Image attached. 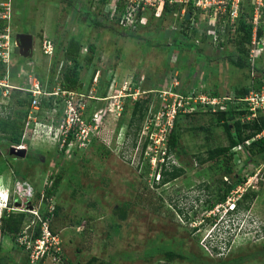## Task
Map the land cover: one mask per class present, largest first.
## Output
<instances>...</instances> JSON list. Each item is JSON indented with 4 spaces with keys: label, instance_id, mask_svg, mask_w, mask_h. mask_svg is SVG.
Masks as SVG:
<instances>
[{
    "label": "rangeland",
    "instance_id": "obj_1",
    "mask_svg": "<svg viewBox=\"0 0 264 264\" xmlns=\"http://www.w3.org/2000/svg\"><path fill=\"white\" fill-rule=\"evenodd\" d=\"M9 1L10 30L35 36L33 58L39 60L36 64L31 57L25 59L26 69L19 68L25 64H13L10 84L29 88L38 80L47 93L53 91L62 79L61 50L73 39L81 47L80 80L89 96L84 99L89 109L85 119L107 107L93 98L101 96L111 78L116 80L115 89L127 85L134 92V86L138 94L136 100H123L125 112L120 116L104 112L97 140L85 150L59 152L54 127L63 108L55 100L48 109V96L39 99L37 111L31 110L41 125L26 132L25 158L9 155L0 140V215L7 211L4 208L26 214L25 236L0 232V264H31L33 248L25 246H36L32 239L36 230L55 240L34 264H84L91 258L101 264H226L239 259L235 264H264V155L250 161L239 149L200 163L208 151L228 144L224 129L215 116L178 113L174 122L179 149L170 154L167 167L181 168L182 175L161 184L155 167L159 158H141L145 126L148 122L154 126L161 106L157 92L177 79V89L195 85L210 94L241 97V90L257 85L264 75V54L254 69L248 63L238 66L237 37L229 39L227 33L217 43L189 39L176 44L184 34L176 9L145 11V24L129 31L109 21L102 1ZM44 40L54 44L51 56L42 54ZM55 48L60 50L56 57ZM137 100L146 113L137 147H132L138 128L129 122ZM58 176L55 196L43 201ZM244 194L255 197L244 199Z\"/></svg>",
    "mask_w": 264,
    "mask_h": 264
},
{
    "label": "built area",
    "instance_id": "obj_2",
    "mask_svg": "<svg viewBox=\"0 0 264 264\" xmlns=\"http://www.w3.org/2000/svg\"><path fill=\"white\" fill-rule=\"evenodd\" d=\"M244 2L245 0H106V3L102 6H105L109 21H113L119 28L129 31H134L140 24H145L142 17L145 11L164 10V8H169L171 11L176 9L179 11L182 22H184L182 40L195 39L198 42L204 40L209 43H217L223 40L224 33L229 35V39L235 37L240 16L244 14ZM248 5L251 8L250 16H245V21L251 25V35L250 41L246 45V56L247 63L254 69L257 59L264 54V0H248ZM187 13H189L188 20L185 19ZM0 23L3 25L0 29V73L3 72V76L0 78V106L5 107L9 104L11 90L28 91L31 94L32 101L25 125L26 129L30 128V133H33L37 125H41L32 113L33 110L37 111L39 99L48 96L60 101L63 108L62 118L54 127L59 152L70 153L87 149L93 140H97L99 124L104 119V112L112 110L111 112L118 117L122 113L124 99H137L138 90L134 86V92H129L127 85L117 90L115 89L116 80L111 78L108 91H113L116 94L110 97L106 95L101 99L93 98L98 101H105L107 107L105 105L104 109L100 111L90 112L88 119H85L87 105L84 99L89 96H85L83 93L63 90L59 84L53 91L47 93L38 80H35L32 85L30 84L29 88L10 85L8 72L17 45L16 34L10 30L11 6L9 0L0 2ZM41 51L43 55L51 56L54 51L53 42L44 40L41 43ZM19 57L21 56L19 55ZM253 71L251 70L252 73ZM97 77L96 73L93 83L97 81ZM31 80L32 78H30ZM177 84V79H174V83H170L167 90L157 92L161 98L160 110L157 113L154 126L152 127L153 124L148 122L145 126L146 136L142 137L141 135L144 138L143 144L146 143V148L143 153L141 150V155L146 161H149L147 160L148 155H152L156 159L159 158L155 167L162 164L167 165L169 162L170 155H167L166 146L167 138L178 113L212 115L225 111L228 106H233L237 111L245 112L244 115L239 117L242 123L264 115V75L257 85L252 84L249 86L245 95L238 98L224 95L212 96L204 90L203 86L195 87V85L190 90L181 92L180 88L175 87ZM258 139H264V130L252 138V140ZM252 140L247 141L246 144L248 145ZM12 147L28 150L24 142ZM239 149V147H236L233 151ZM6 213H9L8 210ZM44 233L45 236L43 235L35 240L36 246H25L26 249L33 248L31 264H34L35 259L38 257L41 258L44 253L43 248H48L55 240L48 232ZM23 236H25V230L22 231V235H19V237ZM25 244L24 240L21 245Z\"/></svg>",
    "mask_w": 264,
    "mask_h": 264
},
{
    "label": "trees",
    "instance_id": "obj_3",
    "mask_svg": "<svg viewBox=\"0 0 264 264\" xmlns=\"http://www.w3.org/2000/svg\"><path fill=\"white\" fill-rule=\"evenodd\" d=\"M101 3H106V0H100ZM244 16L241 15L239 19V25L236 30V49L238 53V60L237 65L243 66L247 63V50L246 45L250 41V35H251V25L247 24L245 21V16H250V6L248 5V0H245L244 2ZM164 11L170 13L171 10L169 8H164ZM3 25L0 23V29H2ZM27 33V32H23ZM181 39V40H180ZM180 39H176V44L179 43V41H185L182 40V37ZM186 45V44H183ZM80 45L74 41L73 39H70L66 46L63 47L61 50V82L59 84L60 88L66 91H76L80 93H84L82 82L80 80V64H79V55H80ZM59 49L55 48V56H58ZM88 51L90 53L94 52L93 45L88 46ZM15 55H17L15 53ZM23 62L25 61L24 58H22ZM90 60L88 59V63ZM13 71V69H12ZM3 72L0 73V78H2ZM94 76V75H92ZM109 81L107 82V85L105 87V90L102 92L101 96L94 97V98H104L106 96V93L108 92L109 87ZM91 89V87H90ZM89 89V90H90ZM91 91V90H90ZM182 92V88L180 89ZM241 95L244 96L246 93V90L240 91ZM212 96H219L217 92H213L211 94ZM86 96V95H85ZM42 99V97H41ZM44 99V98H43ZM50 101L48 102L47 106L48 109H52V103L55 102L54 97L48 98ZM32 97L31 94L28 91H20V90H12L10 93V101L9 104L5 107L0 106L1 108V114H0V140L4 141L3 147H6L9 149L12 146H18L21 143L24 142V137L26 135V132L31 131L30 128L26 129V117L30 111V105H31ZM58 101V100H56ZM95 101V100H94ZM17 108H15L16 106ZM122 111L125 112V108ZM88 106L87 110L88 111ZM145 110L146 108H143L140 105V101H134L130 122L129 125L132 126L134 122L137 123V132L136 136H134L132 147L136 145L137 142V135L139 133V125L141 121L144 119L145 116ZM5 113L2 115V112ZM196 114H205V113H196ZM244 111H237L235 107L228 106L225 111H221L217 114H212V116L216 117V121L219 125H221L224 129V132L227 137L228 144L226 146L217 147L207 152V155L205 158L199 159L200 163H206L208 161H216L221 157L231 156L233 154V149L236 147H239L241 150L246 152L247 157L250 161H252L253 158H257L260 155H264V139H258V140H252V138L255 137V135L259 134L261 131L264 130V115L259 116L258 118L254 120H250L248 122L242 123L239 120V117L244 115ZM211 115V114H206ZM173 130L169 132L168 138H167V155H170L173 151H176L179 149V133L177 130V124L174 122ZM252 140L248 145L246 144L247 141ZM96 140H93L95 142ZM91 143V144H92ZM6 148H4L5 151H8ZM143 148H146V143L143 144ZM142 148V149H143ZM142 150V153L144 151ZM2 151V150H1ZM0 151V152H1ZM2 153V152H1ZM27 156V155H26ZM143 155H141V158ZM259 162V160H256ZM170 167V166H169ZM167 167V165L162 164L161 166L156 167V169H159V176L161 177V184L169 183L178 177H180L183 173V170L181 168H177L175 166H171V168ZM16 172V171H14ZM228 172H230V169L228 168ZM245 179L238 180L235 185H238L240 183H243ZM60 183V177L54 178V180L51 182V185L48 189L45 190V195H43L42 200L47 201L52 199L55 196L56 190L59 187ZM255 197V194H244V199L251 200ZM212 207V205L210 206ZM245 208H248V206H245ZM26 217V214L24 213H6L4 212L2 216L0 217V232L9 234L12 237H17L19 235H22L23 231V221ZM45 219V217H43ZM33 240L39 239L41 237L40 231L36 230L35 233L32 236ZM239 260H233L230 263L226 264H235L238 263ZM84 264H101L100 262H97V258H91Z\"/></svg>",
    "mask_w": 264,
    "mask_h": 264
},
{
    "label": "water",
    "instance_id": "obj_4",
    "mask_svg": "<svg viewBox=\"0 0 264 264\" xmlns=\"http://www.w3.org/2000/svg\"><path fill=\"white\" fill-rule=\"evenodd\" d=\"M185 19H189V13L186 14ZM16 45L18 49V54L21 58L28 59L31 57L32 51V35L31 34H17L16 35ZM9 155H13L19 158H25L27 151L25 149H16L15 147L9 148Z\"/></svg>",
    "mask_w": 264,
    "mask_h": 264
},
{
    "label": "crops",
    "instance_id": "obj_5",
    "mask_svg": "<svg viewBox=\"0 0 264 264\" xmlns=\"http://www.w3.org/2000/svg\"><path fill=\"white\" fill-rule=\"evenodd\" d=\"M81 1H83V0H81ZM37 15H38V13H37ZM36 15V16H37ZM36 19V18H35ZM20 33H23V32H20ZM27 34H29V33H27ZM31 34V33H30ZM32 35V34H31ZM34 39H35V36L34 35H32V51H31V58H33V53H34V48H35V41H34ZM13 58H12V64H11V66H10V68L12 67V65L13 64H15V66H17V65H19V64H25L27 61H20V60H17L16 59V55H13L12 56ZM34 59V63H38V59H36L35 57L33 58ZM179 60V59H178ZM19 68H23V69H26V68H28V65L27 64H25L24 65V67H21V66H19ZM16 69V68H15ZM183 69V68H182ZM182 69H179L180 71L182 70ZM12 70V68L10 69V71ZM14 70V69H13ZM19 70V69H18ZM183 71V70H182ZM18 73H19V71H18ZM17 73V74H18ZM191 73V72H190ZM18 76V75H17ZM20 78V81H22L23 82V80H22V77H19ZM30 78H32L31 76H29L28 77V79L30 80ZM8 80H9V78H8ZM26 80V79H25ZM10 84V83H9ZM10 85H12V84H10ZM12 86H15V85H12ZM30 86V85H29ZM192 86H190V87H187V86H185V87H183L182 88V90L183 91H187V89H189V88H191Z\"/></svg>",
    "mask_w": 264,
    "mask_h": 264
},
{
    "label": "clouds",
    "instance_id": "obj_6",
    "mask_svg": "<svg viewBox=\"0 0 264 264\" xmlns=\"http://www.w3.org/2000/svg\"><path fill=\"white\" fill-rule=\"evenodd\" d=\"M15 34L17 35V34H21V33H18V32H17V33H15ZM22 34H23V33H22ZM25 34H27V33H25ZM5 210H8V209H7V208H4L3 211H5Z\"/></svg>",
    "mask_w": 264,
    "mask_h": 264
}]
</instances>
